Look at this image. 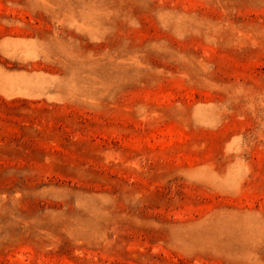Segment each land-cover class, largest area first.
<instances>
[{"label": "rangeland", "instance_id": "374dc122", "mask_svg": "<svg viewBox=\"0 0 264 264\" xmlns=\"http://www.w3.org/2000/svg\"><path fill=\"white\" fill-rule=\"evenodd\" d=\"M0 264H264V0H0Z\"/></svg>", "mask_w": 264, "mask_h": 264}]
</instances>
